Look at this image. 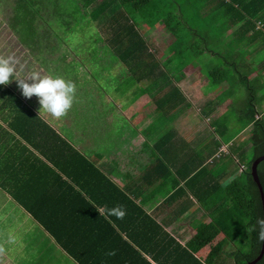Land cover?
I'll return each mask as SVG.
<instances>
[{
  "label": "crops",
  "instance_id": "1",
  "mask_svg": "<svg viewBox=\"0 0 264 264\" xmlns=\"http://www.w3.org/2000/svg\"><path fill=\"white\" fill-rule=\"evenodd\" d=\"M225 2L229 0H155L148 12L131 16L147 43L142 59H124L125 54L117 52L123 57L96 65V70L101 68L96 79L83 74L92 88L79 106L70 108V123L76 115L81 114L83 119L81 124L75 119L70 133L75 135L73 148L93 165L92 173L96 172L101 181V190L89 196L95 208L92 217L88 218L89 213L80 217L95 223L73 235L70 207L61 206L72 191L64 198L53 194V201L48 197L46 200L53 202L55 215H60L57 224L66 227L67 245L73 236V244L82 246L83 252L78 247L73 250L83 254L84 264H125L126 243L144 256L130 257L131 264L140 260L147 264H182L167 257V246H172L168 238L186 245L198 228L212 220L208 202L200 205L194 192L216 203L224 195L223 188L240 176L249 154L251 126L244 127L240 121L244 106L232 105L238 98L245 103L251 96L244 82L264 87V31L254 38L251 30H239L234 21L244 22L245 15L238 14L237 2L232 7ZM238 2L249 13L258 6L257 27H264V0L253 6L251 0ZM146 21L157 22L149 26ZM184 21L189 22L184 37L191 41L179 48L183 35L175 31L182 30ZM190 22L196 24V29ZM198 23L208 25L203 34ZM219 27L220 32L215 33ZM99 29L104 37L106 31ZM225 31L227 47L218 48L215 40L216 48L209 46L208 51L203 39L223 38ZM259 98L264 101V89ZM234 110L227 121V112ZM44 121L55 130L61 124ZM6 131L10 132L8 125L0 119V180L15 191L10 194L0 184V252L5 256L0 264H66L64 260L81 264L33 219L20 200L22 188L7 181L11 171L23 169L34 178L41 177L46 189L61 192L70 180L68 174L60 168L51 149L40 152L29 145L11 152L4 146L6 137L2 135ZM72 160L73 155L70 163ZM65 161H69L67 155ZM38 186L40 197L42 184ZM24 225L33 246L24 244L18 251L12 245L21 247L16 241L24 236ZM223 238L220 234L198 250L197 260L201 264H227L225 257H208ZM88 245L98 248L103 257H89ZM138 245L146 246L150 254ZM106 253L110 257H104Z\"/></svg>",
  "mask_w": 264,
  "mask_h": 264
},
{
  "label": "trees",
  "instance_id": "2",
  "mask_svg": "<svg viewBox=\"0 0 264 264\" xmlns=\"http://www.w3.org/2000/svg\"><path fill=\"white\" fill-rule=\"evenodd\" d=\"M154 1L14 0L11 14H8L10 16L7 24L29 58L39 63V66L44 67L48 73L61 76L75 84L76 97L73 105L79 106L85 97L84 92L89 93L92 84L88 83L86 85L83 81L81 82L77 72H83L84 70V75L96 79L101 75V68H98L97 72L91 73V70L87 69L84 61H81L76 53H73L71 59L69 48L54 56L57 47L66 42L65 36L70 33V26L75 25V28L89 29V24H91L97 27V33H92L89 38L94 45L89 59L96 60V65L102 62L115 61L118 56L123 57L117 55V52H123L125 54L124 59L131 57L133 61L137 62L142 59L143 54H146L147 43L137 30L136 23L132 22L131 16L133 13L148 12ZM221 1L224 2V0ZM259 1L261 0H251V5H257ZM234 2H237V5L240 6V8L236 7L238 14L245 15L244 22L234 21V25H239V30H251L256 35L254 38L262 36L264 27H257L258 6L249 13L247 9H241L242 5L238 0H229V3L225 2V5L232 7ZM91 20L94 21L93 24ZM156 22L146 21V24L153 26ZM100 27L106 31L104 37L99 33ZM173 29H171L172 32ZM57 31H61L64 35L59 36ZM50 36L55 38V43L57 40V43L61 45H51ZM251 37L253 38V36ZM252 40L249 39L248 42ZM204 43L208 47L206 49L210 51L207 39H204ZM68 54H70V57ZM62 60L64 64L61 62ZM52 63H55L53 68ZM78 84L81 86V90L77 89ZM244 86L251 92V96L247 101L245 100L240 121L244 127L251 126V133L249 137V154L246 156L247 159L241 174L223 188V190L225 189L224 195L216 203H209V201L203 200L198 192H194V198L198 200L200 205H205L208 202L210 206L209 215L212 220L209 224L198 228L197 233L186 245H181L173 238H168L172 246H167L166 254L172 261H180L182 264L189 263V261L192 264H201L195 254L220 234L224 238L211 250L208 257H225L224 260L227 261L224 263L227 264H246L257 258L261 252L264 215L258 186L251 175V165L255 159L264 155V110L262 108L264 101L260 100L258 95L260 89L253 81L244 82ZM1 104L3 107L0 111V119L7 123L10 130V132L6 131L2 135L3 139L4 136L6 137L4 146L10 147L11 152L28 148L29 145L40 152L53 150L58 165L64 170V173L68 174L70 180L67 179L66 184H64L66 187L63 186L60 192L46 189L47 185L41 177L34 178L31 173L23 169L18 172L11 171L8 180L5 179L9 183L17 184L18 188H22L21 196L23 197H20V200L25 207L30 209L33 219L41 224L54 237L61 248L70 253V256L84 264L83 254L73 250L82 246L73 244V236H70V246L67 245L66 227L57 224L60 215H55L56 209L52 204L53 202L46 200V197H48L53 201V194L64 198V195L65 197L68 195L69 190L72 191L70 198L61 206L70 207V215L72 216L70 217V232L71 234L74 233L73 235L84 228L92 227L91 225L95 223L91 220H86V222L80 220L82 215L88 213V218L92 217L93 213L91 212L95 211V208L89 196L92 195V192L101 190V181L96 172L92 173L93 165L88 160L84 161L78 151L73 148L72 140H74L75 135L70 133V129L76 125V118H74V122L70 123L69 109L61 116L62 121L57 130L53 129L44 121L40 111L32 102L29 99H24L21 92L10 87L8 83L0 85ZM21 139L24 140L23 143H20ZM11 142H14V144ZM2 147V144H0V158L3 154ZM66 155L69 157V161H65ZM72 155L73 160L70 163V156ZM257 174L264 194V160L259 163ZM40 183L42 184L41 194L43 195L39 197L37 189ZM0 184L10 194L15 192L1 180ZM19 193H15V196L18 197ZM88 207H92V209L90 210ZM64 216H66V213H64ZM163 234L169 237L168 234ZM87 247L90 248L88 250L89 257H95L96 254L98 257H103L98 253V248L97 251L89 245ZM123 247L126 253L125 256L128 257H123V260H127L125 264H131L130 257H144L138 249L130 244H123ZM138 247L147 253L146 246L138 245ZM79 250H82V248ZM102 251L104 250L102 249ZM102 251L100 250L101 253ZM147 254H150L149 250ZM109 255L106 253L104 257H110ZM133 264L147 263L140 260L134 261ZM255 264H264V254Z\"/></svg>",
  "mask_w": 264,
  "mask_h": 264
},
{
  "label": "rangeland",
  "instance_id": "3",
  "mask_svg": "<svg viewBox=\"0 0 264 264\" xmlns=\"http://www.w3.org/2000/svg\"><path fill=\"white\" fill-rule=\"evenodd\" d=\"M14 0H0V56H13L15 61H16V76L17 78H22L25 79V82L31 83V80L28 78V76L33 73V72H39L41 75H48L51 73H48L44 67H40L39 63L35 62L34 60H32V58H29L27 54V52L25 51V49L23 47H21V45H19V42L15 39V35L12 33V31H10L9 27H8V19L9 16L8 14H11V7L13 4ZM92 24L94 23L93 20ZM189 22L185 23V21L183 23H181V27L182 30H176L175 32L178 34V36L181 37V35H183L181 38H179V43H178V47L182 48L188 45V42L191 41L190 38H185L184 36L186 35L185 32H183V30H186L185 28V24L188 25ZM191 27L193 29H196V24L195 23H191ZM76 26H70V33H68V35L66 34V38L65 41L62 45L60 43H56L55 38L53 36H50V43L51 45H61L59 47H57V51L54 54V56L58 55L59 53H61V51L63 50H70L71 51V59L73 56V53L77 54L79 58H81V61H84V65L87 67V69L91 70V72H97L96 70V60H90L89 57L92 55L91 51L93 48V43L92 40L89 39L92 33H97V27L89 24V29H81V28H75ZM199 31L201 34L204 33V31L208 28V25L206 23H198L197 25ZM178 29V28H177ZM59 36H63L64 34L61 31H57ZM215 33H219L220 32V27L216 28L214 30ZM226 34V35H225ZM50 35V34H49ZM228 34L226 33V31L223 33V38L222 37H216V38H206L207 39V45L210 46L212 49L216 48L215 44L213 42H215V40L218 41L217 47L218 48H222V47H227V41L224 38V36H227ZM221 38V39H220ZM204 40V39H203ZM152 42V41H151ZM206 44V43H204ZM198 45V44H196ZM201 44H199L198 46H200ZM62 51V52H63ZM68 56L70 57V54H68ZM194 57V56H193ZM158 60H160V57H157ZM203 59L205 61L208 60L207 57H203ZM68 60H70V58H68ZM170 60V58H169ZM171 62H174L175 59L171 58ZM63 63V60L61 61ZM224 61H222L223 63ZM104 64H107V62H103ZM52 68L55 66V63H52ZM64 64V63H63ZM51 65V64H50ZM50 65H48V67H50ZM84 72V70H83ZM83 72L78 71V78H80V81L83 83H86L87 85V80L86 78H82L83 77ZM108 73V72H107ZM100 80V79H99ZM8 85L12 88H17V90L21 91V95L24 99H29L32 104L36 107H38V105H40L39 103V98L33 94L31 97H25L22 94V89L19 87V83L17 79H14L13 77L9 78V82ZM77 89L81 90V86H79V84L77 85ZM263 88H261L258 91V95L262 96L263 93ZM85 95H88L87 92H84ZM239 101L236 103L235 101L233 102L234 108H238L241 106H244V103L241 101V98H238ZM38 110L42 111L43 109H41V106L38 107ZM43 116L45 119H47L50 123H53L54 125H58L61 122V116L60 117H54L52 116L50 113L46 112L45 110L42 111ZM78 113V109L76 111ZM232 114H235V110L233 111V113H231V111H228L226 114V118L227 121L231 120V116ZM81 117V114H80ZM79 116L76 115L75 118L78 119V123L81 124L82 123V118H80ZM70 118V117H69ZM250 137V136H249ZM12 202V201H11ZM26 225L22 226V232H24V236L19 237V242L21 244V247H18L17 245H12L16 250H20L24 244H31V246H33V244L28 240V234L27 232V227ZM38 228V227H37ZM39 231L43 232L40 228H38ZM26 231V232H25ZM26 233V234H25ZM44 233V232H43ZM25 237V238H24ZM14 244V243H13ZM12 249H10V253H11ZM11 256V255H10ZM4 255L0 252V262H2V260L4 259ZM64 262L66 264H70V260H64ZM4 264V263H3ZM9 264V261H8Z\"/></svg>",
  "mask_w": 264,
  "mask_h": 264
},
{
  "label": "clouds",
  "instance_id": "4",
  "mask_svg": "<svg viewBox=\"0 0 264 264\" xmlns=\"http://www.w3.org/2000/svg\"><path fill=\"white\" fill-rule=\"evenodd\" d=\"M10 77L18 80L25 97L35 94L39 98L41 109L54 117L64 115L73 105L76 86L72 81L53 74L33 72L28 76L31 83L25 82V79L16 76L14 57L0 56V85H6Z\"/></svg>",
  "mask_w": 264,
  "mask_h": 264
},
{
  "label": "water",
  "instance_id": "5",
  "mask_svg": "<svg viewBox=\"0 0 264 264\" xmlns=\"http://www.w3.org/2000/svg\"><path fill=\"white\" fill-rule=\"evenodd\" d=\"M264 160V155L261 157H258L257 159H255L251 165V175L254 179V182L257 184L258 186V190L260 193V197H261V202H262V207H263V215H264V194H263V190H262V186L260 184L259 178H258V174H257V167L259 165V163L261 161ZM264 254V233H263V241H262V249L260 254L258 255L257 258H255L253 261H250L246 264H255L258 260L261 259L262 255Z\"/></svg>",
  "mask_w": 264,
  "mask_h": 264
}]
</instances>
